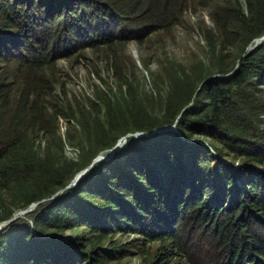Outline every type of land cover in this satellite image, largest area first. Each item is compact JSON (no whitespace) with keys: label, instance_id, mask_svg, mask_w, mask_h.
I'll list each match as a JSON object with an SVG mask.
<instances>
[{"label":"trees","instance_id":"16d2710c","mask_svg":"<svg viewBox=\"0 0 264 264\" xmlns=\"http://www.w3.org/2000/svg\"><path fill=\"white\" fill-rule=\"evenodd\" d=\"M244 6L245 13L238 0H0V222L65 188L126 133L149 132L28 222L1 230L0 264H129L117 234L138 236L129 244L140 243L139 264H264V41L247 50L264 35V0ZM190 8L208 10L204 40L219 75L202 61L169 66L158 109L162 96L138 94L117 56L129 42L169 32ZM86 51L111 58L127 90L99 95L83 116L54 92L57 63L86 59ZM61 118L74 119L95 152L82 153L81 163L64 155ZM66 231L70 238L56 236Z\"/></svg>","mask_w":264,"mask_h":264},{"label":"rangeland","instance_id":"374dc122","mask_svg":"<svg viewBox=\"0 0 264 264\" xmlns=\"http://www.w3.org/2000/svg\"><path fill=\"white\" fill-rule=\"evenodd\" d=\"M238 1L242 5L245 13L244 0ZM180 22V24L173 27L169 32L155 33L141 44L134 41L129 42L124 51L119 52L117 56L124 64V70L120 72L121 76H123L122 78L127 82L135 84L138 89V94H151L153 97L162 96V100H159V104L157 105L158 109L161 106L163 108L166 103L165 97L168 84L161 75L169 66H182L185 69H191L197 62L202 61L207 73L214 76L219 75L212 67L211 56H209V50L206 48L204 40V25L206 24L212 29L208 10L205 8L196 10L190 8L184 13L183 19ZM263 41L264 35L255 39L247 50L250 51L249 48L253 49ZM84 56H86V59L79 58L77 61L60 60L57 63L59 70L56 74L60 83L55 84L54 94L60 96L68 108H72L75 112L81 110L79 113L86 116L90 113L91 103L97 102L99 95L110 96L111 98H114L113 96H124L127 90V83L119 80L118 76L114 73V69L111 67V58L107 60L108 57L104 54L94 55L91 51H86ZM62 91H64L65 95L62 94ZM66 111L64 110V114L68 116L69 114ZM103 113V108L101 111L96 112L98 119L101 120L100 123L103 121ZM260 118L264 126V115L260 116ZM58 126V134L65 142L64 155L68 160L81 163L80 157L82 153L90 154L91 156L95 153L90 151L91 147H88V141L84 138L83 130L74 119L61 118L59 119ZM173 127L174 125L170 127H159L152 130L151 133L168 128L172 129ZM68 130H71V134L76 138H67ZM148 135L149 132L143 131L126 133L111 148L102 149L95 153L91 163L79 170L65 188L56 191L41 201L14 210L9 220L13 219L11 223L28 222L30 215L34 214L40 207L62 197L65 191L75 187V184L80 179L87 175H92L95 171L98 173V166H101V163L112 161V158L116 154L123 156L126 151L128 139ZM107 172L108 170H106ZM77 178L79 179L77 180ZM8 221L0 222V231L11 224H7ZM71 235L69 231H66L56 236L59 239L65 240L66 238H70ZM137 238L138 236L135 235L121 237H119V234L116 235V239L121 240L123 245H128L124 250L126 253L125 261L129 264H139L140 262L137 251L140 243L135 242V244L131 245L133 243L131 241ZM129 242L131 243L129 244Z\"/></svg>","mask_w":264,"mask_h":264},{"label":"water","instance_id":"95a60500","mask_svg":"<svg viewBox=\"0 0 264 264\" xmlns=\"http://www.w3.org/2000/svg\"><path fill=\"white\" fill-rule=\"evenodd\" d=\"M249 50H251V49L249 48ZM78 179H79V178H77V180H78ZM75 185H76V184H75ZM75 185H74V186H75ZM12 221H13V219L9 220L7 224L11 223Z\"/></svg>","mask_w":264,"mask_h":264}]
</instances>
